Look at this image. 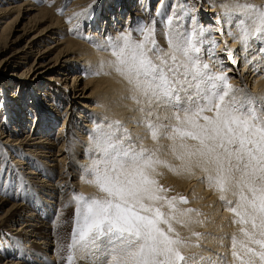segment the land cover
<instances>
[{"label": "bare ground", "instance_id": "1", "mask_svg": "<svg viewBox=\"0 0 264 264\" xmlns=\"http://www.w3.org/2000/svg\"><path fill=\"white\" fill-rule=\"evenodd\" d=\"M35 1L0 0V110L2 102L14 97H8L11 89L12 94L21 88L29 90L31 97L10 103L3 116L0 111V264H68L67 245L75 226L74 193L102 195L83 178L91 163V134L98 124L119 120L137 144L155 146L139 106L128 98L129 85L107 66L115 59L111 50L97 47L106 45L109 37L128 32L138 22L150 25L155 21L154 38L169 51V29L162 22L175 11L174 23L182 31L197 29L202 59L212 72L224 71L233 88L264 98V52L260 50L264 44L253 37L245 50L237 27L239 16L229 23L221 7L231 0H163V8V3L154 8V0H49L48 8L42 4L46 0ZM241 2L264 6V0ZM94 8L97 12L91 17ZM199 29L204 30L203 37ZM132 36L143 40V34L136 31ZM101 62L108 74L93 75ZM47 86L65 91L60 94L63 99L48 92ZM41 89L49 109L37 107L36 111L32 107L39 102L34 94ZM10 111L14 114L8 121L5 117ZM61 120L62 125L56 127ZM158 171L159 184L168 190L161 194L176 197L180 209L200 213L198 217L191 214L200 223L187 227L174 223L180 236L189 241V246L180 249L189 258L188 264H243L250 254L242 245L260 250L243 234L242 229L251 231L250 224L240 223L220 200L221 193L202 182L204 173ZM20 179L24 185L17 184ZM225 195L234 199L230 193ZM180 197L188 203H179ZM162 211H168L166 205ZM234 236L239 258L232 255ZM75 264L89 261L77 255ZM254 264H261L258 257Z\"/></svg>", "mask_w": 264, "mask_h": 264}, {"label": "snow or ice", "instance_id": "2", "mask_svg": "<svg viewBox=\"0 0 264 264\" xmlns=\"http://www.w3.org/2000/svg\"><path fill=\"white\" fill-rule=\"evenodd\" d=\"M221 7L229 23L239 16L237 27L245 50L253 37L264 44V6L231 0ZM176 19L173 11L162 22L169 29V51L154 38L155 21L138 22L128 32L109 37L106 45H97L111 50L115 59L107 66L129 85L128 98L139 106L155 146L137 144L119 120L98 124L93 130L91 163L83 178L102 195L74 193L68 264H75L77 255L89 264H188L180 249L189 241L174 223L185 227L200 223L191 215L200 213L180 209L176 197L161 194L168 190L158 182L160 168L176 174L204 173L202 182L221 193L220 200L240 223L251 226V231L242 229L243 234L260 250L242 245L250 254L243 264H254L255 257L264 264V98L233 88L226 72H212L202 59L197 29L182 31ZM132 31L143 34V40H134ZM203 35L199 29V36ZM260 50L264 52V47ZM104 68L101 62L92 74H108ZM179 203L188 201L180 197ZM164 205L168 211H162ZM232 239V255L239 258L236 237Z\"/></svg>", "mask_w": 264, "mask_h": 264}, {"label": "rangeland", "instance_id": "3", "mask_svg": "<svg viewBox=\"0 0 264 264\" xmlns=\"http://www.w3.org/2000/svg\"><path fill=\"white\" fill-rule=\"evenodd\" d=\"M33 1H35V0H33ZM36 2V1H35ZM44 2H45V0H44ZM50 1L48 0H46V3H42V4H44V6L45 7H49V5H52V3L50 2V4H48ZM160 3H161V0H154V2H153V7L155 8V7H159V5H160ZM46 4H48V5H46ZM165 6V4L163 3L162 5H161V7L160 8H163ZM96 12H97V10L94 8V9H91V11H90V15H91V17L92 16H95V14H96ZM192 17V16H191ZM191 17H190V19H191ZM13 18V17H12ZM11 18V19H12ZM84 34L86 35L87 34V32H85L84 31ZM80 41H83V40H81L80 39ZM28 66V65H27ZM25 68V67H24ZM10 71V69L8 68L7 69V73ZM23 70H21V72H22ZM6 75V74H5ZM8 82H4L3 84H7ZM1 86V85H0ZM2 90V89H1ZM46 90H48V92H50V91H52L55 95H56V97L58 98V99H63V98H61V96H60V94L61 93H63V92H65V91H63V90H61L59 87H56V86H47V89ZM36 92H35V94L34 95H36V96H38L37 97V100H38V104L36 105V104H34L33 105V107H32V109H34V110H36L37 111V107H38V109L40 108L42 111H44L45 109L46 110H48L49 109V103H47V98H44L43 100H42V96H43V89H41V90H39L38 92H37V90H35ZM5 91L4 90H2V95H3V93H4ZM10 92H13V89H11L10 91H9V94H8V97L9 96H12V95H14V97L12 98V100H10V102H7V103H5V101L4 102H2V104H1V109L2 110H0L2 113V116L4 115V112L6 111V109L9 107V105H10V103H15V102H17L18 101V103H22L23 101H25L26 99H30L31 97H30V95H29V90H27L26 92L21 88V89H19V92H17L16 94H12V93H10ZM47 95V94H46ZM47 97V96H46ZM46 100V101H45ZM63 111H66V105H63L62 107H61V110H60V114L63 116L64 115V113H63ZM14 113L13 112H9V114L5 117L6 119H8V121L9 120H11V118H12V115H13ZM2 116L0 117V119L2 118ZM38 116H40V117H38V119H41V115L39 114V112H38ZM28 117V116H27ZM64 117H66V116H64ZM63 117V118H64ZM32 120H33V118H32ZM60 125H62V120L60 121V122H58V124L56 125V127L58 126H60ZM54 134V133H53ZM23 183V179H20L19 180V183H17L18 185L19 184H22ZM22 185H24V184H22ZM41 194H43V190H41V192H40ZM62 245H64V244H62ZM199 247H200V244H199Z\"/></svg>", "mask_w": 264, "mask_h": 264}]
</instances>
